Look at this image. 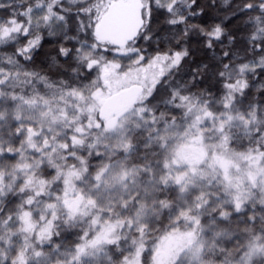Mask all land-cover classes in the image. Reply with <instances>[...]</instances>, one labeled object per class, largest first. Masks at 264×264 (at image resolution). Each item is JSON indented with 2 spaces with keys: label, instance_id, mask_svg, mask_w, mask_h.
Masks as SVG:
<instances>
[{
  "label": "snow or ice",
  "instance_id": "6c2138e0",
  "mask_svg": "<svg viewBox=\"0 0 264 264\" xmlns=\"http://www.w3.org/2000/svg\"><path fill=\"white\" fill-rule=\"evenodd\" d=\"M0 12V264H264V0Z\"/></svg>",
  "mask_w": 264,
  "mask_h": 264
},
{
  "label": "trees",
  "instance_id": "16d2710c",
  "mask_svg": "<svg viewBox=\"0 0 264 264\" xmlns=\"http://www.w3.org/2000/svg\"><path fill=\"white\" fill-rule=\"evenodd\" d=\"M217 2L219 3L220 0H217ZM200 3L202 4V6H204L207 4V0H200ZM205 11H206L207 15L204 17V19L207 20L209 23L216 22L219 18H222L224 15V12L222 10H218V9H212V8L205 7ZM0 14H3V13L0 12ZM153 27H154V29L159 30L160 28L164 27L163 21L157 19L154 22ZM140 46L147 49L148 53H151L153 51V47H154V45H152L150 41L149 42L141 41ZM55 47L56 46L54 44L50 43L47 40L45 41L41 55L37 58V65L38 66H41V67L43 66V62H45L47 60V57L49 54H51V55L55 54ZM192 48L196 49V54L193 56L192 60H190L189 62H187L183 66V73L185 74V76H187L188 73L194 71L197 64H199L201 62H208V56L203 50H201L195 44L192 45ZM122 62L126 63L127 61L123 59ZM205 86H207V81H205Z\"/></svg>",
  "mask_w": 264,
  "mask_h": 264
},
{
  "label": "rangeland",
  "instance_id": "374dc122",
  "mask_svg": "<svg viewBox=\"0 0 264 264\" xmlns=\"http://www.w3.org/2000/svg\"><path fill=\"white\" fill-rule=\"evenodd\" d=\"M122 61H123V59L121 60V63H123Z\"/></svg>",
  "mask_w": 264,
  "mask_h": 264
}]
</instances>
